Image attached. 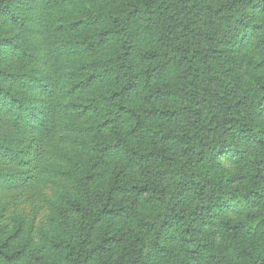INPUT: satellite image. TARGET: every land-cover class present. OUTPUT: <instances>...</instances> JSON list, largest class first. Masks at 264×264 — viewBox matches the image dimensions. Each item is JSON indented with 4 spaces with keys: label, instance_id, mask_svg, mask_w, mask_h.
I'll use <instances>...</instances> for the list:
<instances>
[{
    "label": "clouds",
    "instance_id": "9594fccd",
    "mask_svg": "<svg viewBox=\"0 0 264 264\" xmlns=\"http://www.w3.org/2000/svg\"><path fill=\"white\" fill-rule=\"evenodd\" d=\"M0 264H264V0H0Z\"/></svg>",
    "mask_w": 264,
    "mask_h": 264
}]
</instances>
